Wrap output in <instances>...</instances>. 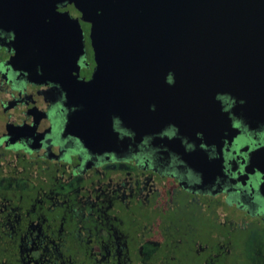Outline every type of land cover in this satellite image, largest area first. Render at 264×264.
<instances>
[{"label":"flooded vegetation","instance_id":"1","mask_svg":"<svg viewBox=\"0 0 264 264\" xmlns=\"http://www.w3.org/2000/svg\"><path fill=\"white\" fill-rule=\"evenodd\" d=\"M57 11L79 18L74 1ZM6 15L0 264H228L232 236L243 239L248 264H264V114L228 93L230 75L194 53L172 60L167 49L144 47L107 67L91 91L99 103L86 92L83 105L70 106L60 82L71 79L65 40L41 55L21 41L35 34ZM79 23L84 48L73 75L88 83L98 63L91 24ZM77 109L82 138L68 129ZM184 211L210 230L201 234Z\"/></svg>","mask_w":264,"mask_h":264},{"label":"water","instance_id":"2","mask_svg":"<svg viewBox=\"0 0 264 264\" xmlns=\"http://www.w3.org/2000/svg\"><path fill=\"white\" fill-rule=\"evenodd\" d=\"M15 1L7 6L0 3V21L9 11L7 15L17 19L20 32L35 34L20 35L24 44L46 55L52 53L50 42L65 40L71 56V79L61 78L60 82L70 106L83 105L86 92L89 104L99 103V94L91 91L101 87V79L112 70L107 67L119 58L117 62L127 63L135 50L137 57L139 48L145 47L158 55L161 48L167 49L172 60L180 57L182 50L200 59H212L216 71L231 76L230 84H226L228 93L247 96L249 103L261 106L264 114V0ZM68 1L76 2L79 18L91 24L98 68L88 83L73 75L84 48L79 18L57 11ZM59 24L66 26L63 31L67 35H42L56 32ZM174 62H169V68ZM82 120L83 111L77 109L68 124V129L81 138Z\"/></svg>","mask_w":264,"mask_h":264},{"label":"rangeland","instance_id":"3","mask_svg":"<svg viewBox=\"0 0 264 264\" xmlns=\"http://www.w3.org/2000/svg\"><path fill=\"white\" fill-rule=\"evenodd\" d=\"M181 217V216H179ZM187 217H190L192 219L191 223L199 230V232L202 234L203 231H205V228L207 230H210L209 222H205L203 217L198 213H191L184 211L182 218L186 219ZM234 238L235 244V253L231 255V257L228 259V264H248L247 260L243 253V239H240L239 236H232Z\"/></svg>","mask_w":264,"mask_h":264}]
</instances>
